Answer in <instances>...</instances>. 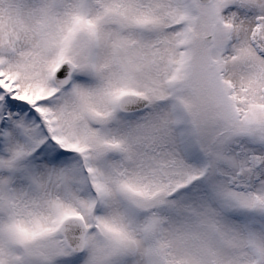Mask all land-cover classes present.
<instances>
[{
  "label": "snow or ice",
  "instance_id": "1",
  "mask_svg": "<svg viewBox=\"0 0 264 264\" xmlns=\"http://www.w3.org/2000/svg\"><path fill=\"white\" fill-rule=\"evenodd\" d=\"M0 264H264V0H0Z\"/></svg>",
  "mask_w": 264,
  "mask_h": 264
}]
</instances>
